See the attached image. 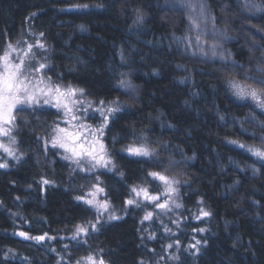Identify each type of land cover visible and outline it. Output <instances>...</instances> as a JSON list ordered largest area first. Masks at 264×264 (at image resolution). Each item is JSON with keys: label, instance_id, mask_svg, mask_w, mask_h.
Instances as JSON below:
<instances>
[{"label": "trees", "instance_id": "trees-1", "mask_svg": "<svg viewBox=\"0 0 264 264\" xmlns=\"http://www.w3.org/2000/svg\"><path fill=\"white\" fill-rule=\"evenodd\" d=\"M28 30L50 46L56 79L118 108L105 130L114 172L100 174L114 208L163 172L180 182L179 228L201 232L196 252L174 264H264V164L239 146L264 151V115L231 88L264 94V0H0V52ZM55 120L45 109L15 116L19 156L0 169V264L87 254L158 264L168 241L135 208L65 255L61 236L92 212L75 200L81 179L43 149ZM128 145L150 155L128 156Z\"/></svg>", "mask_w": 264, "mask_h": 264}, {"label": "rangeland", "instance_id": "rangeland-1", "mask_svg": "<svg viewBox=\"0 0 264 264\" xmlns=\"http://www.w3.org/2000/svg\"><path fill=\"white\" fill-rule=\"evenodd\" d=\"M196 41L199 44H203L197 37ZM40 44H43L44 47H39L38 45ZM5 54L9 57V67L7 69L3 61ZM50 56V46L44 43L40 36L33 33L31 34L29 30L24 32L17 40L6 43L3 50L0 52V76H5L13 65L19 64L21 60H23L24 76L27 78L29 92L35 93L33 102L18 104L13 108L11 123L0 121V163L6 164V161L9 159L14 160L19 156L15 146L16 129L14 122L15 116L19 111L30 112L33 110L45 109L51 110L56 114V120L50 125L48 133L41 137L43 149L54 152L57 158L66 164L69 173L74 178L77 176L78 181L81 179L78 184L75 200L92 212L90 220L76 225L71 231L63 233L61 236L62 241L67 242L65 244L62 243L65 255H72L73 250L79 247H88L86 238L88 239L92 234L96 233L100 224L123 219L129 208L142 209L144 211L142 216L143 222L154 220L160 225L162 233L168 243L163 246L164 254L160 258L158 264H174L182 255L196 252L198 247L196 237L201 232L197 230L184 231L182 228H179L182 223L183 205L180 182L177 179L163 172H150L145 182L129 189L123 209L114 208L110 203L102 187L100 174L114 172L111 153L105 141V130L113 114L109 113L108 109L113 108V106L93 101L86 97L84 91L80 87L66 84L56 79L52 73ZM41 64L45 65L42 69L40 68ZM123 82L124 83H120L121 89L126 88L128 85L127 81ZM56 88H59L60 92L65 95L59 97V93L55 91ZM231 88L239 99L252 103L256 110L264 115V107L261 106L264 104V94L262 95L256 91L257 97L253 99L251 95H237L238 89L240 88L245 89L246 92L249 93L253 91L252 89L243 85H234V87L232 86ZM70 89L82 90V92L76 91L75 95H68L67 93ZM21 96H23V93H21ZM58 97L59 106H57ZM45 101H47V103ZM65 105H67V107H65ZM105 116H107V120H105ZM57 137L63 140L68 149L75 148L81 155L74 156L72 151L60 147L59 144L53 146V140ZM100 144L104 146L106 153L105 159L111 161V163L107 165L95 163L91 157L86 154V151L95 149L96 154L99 155ZM138 147L141 146L128 145L121 151L131 157H145L128 151L129 148ZM5 148L10 149L12 154L10 155L9 152H6ZM242 148L249 152L260 163L264 164V159L258 158L248 150L249 148H253L262 151L261 149L254 146H243ZM151 173H158L164 176L168 180V183L166 184L159 179L158 176H153ZM133 189H136V191H133ZM141 189L146 190L147 195L144 191H141ZM152 197H156L157 199H152ZM129 200L134 201V203L129 204ZM87 201H92V203L89 204ZM161 204L166 205V207L161 208ZM104 205H107V207H103ZM149 214H151V216L146 219L145 217ZM79 228L85 229V232H79ZM19 233L21 232H17L16 236L22 240L35 243L41 242L35 239H25L23 236L19 235ZM74 236L75 239H73ZM46 239L49 238L45 237L44 240ZM169 245H171V247H169ZM89 257H91V260H89ZM63 261L65 264H100L103 260L93 254H87L72 260L65 258ZM59 262L63 264L61 260H59ZM103 264L106 263L103 261Z\"/></svg>", "mask_w": 264, "mask_h": 264}, {"label": "snow or ice", "instance_id": "snow-or-ice-1", "mask_svg": "<svg viewBox=\"0 0 264 264\" xmlns=\"http://www.w3.org/2000/svg\"><path fill=\"white\" fill-rule=\"evenodd\" d=\"M137 19L139 21H142V17L139 15H138ZM38 46L41 48L44 47L43 44H40ZM8 60H9V57L7 54H5V56L3 57V61H4V65H5L6 69L9 67ZM44 67H45V65H43V64L40 65L41 69ZM122 83H124V82L122 81ZM55 91L57 93H59V97H62L65 95L64 93L60 92L59 88H56ZM76 91L82 92V90L70 89L67 94L68 95H75ZM21 93H23V96H21ZM237 95H240V96L251 95V97L253 99H255L257 97V93L255 90H253L249 93V92H246V90L242 89V88L238 89ZM59 97L57 98V106H59ZM34 98H35V93L29 92V88L27 85V78L24 76V61L21 60V62L19 64L13 65L11 70H9L5 76H0V121H4L5 123H11L12 122V115L11 114H12L13 108L18 104L31 103V102H33ZM45 102L47 103V101H45ZM101 103H103V102H101ZM261 106L264 107V104H262ZM65 107H67V105H65ZM117 110H118V108H109L108 112L114 113ZM105 120H107V116H105ZM61 131H63V130H61ZM5 134H7V133H5ZM57 144H59L60 147H63L66 150L72 151L74 156H80L81 155V153L77 152L75 150V148L68 149L67 145L63 142V140L60 137H57L55 140H53V146H56ZM241 147H243V145H241ZM248 150L250 152H252L258 158L264 159V151L256 150L253 148H249ZM5 151L9 152L10 155L12 154L11 150L8 148H5ZM128 151L132 152L136 155H143V156L150 155L149 150L144 146H141L138 148H129ZM99 153L100 154L97 155L95 152V149H93L92 151H86V154L88 156H90L91 159L97 164L107 165V164L111 163L110 160L105 159L106 153H105L103 144L99 145ZM5 167H7L6 164L0 163V168H5ZM151 175L158 176L159 179L164 181L166 184L168 183V180L164 176L159 175L158 173H151ZM44 183L47 184L49 182L47 180H45ZM133 191H136V189H133ZM141 191H144L146 194V190L141 189ZM78 199H79V197H78ZM152 199H157V198L152 197ZM87 203L91 204L92 201H87ZM128 203L132 204V203H134V201L129 200ZM177 206H179V205H177ZM103 207L106 208L107 205H104ZM160 207L165 208L166 205L161 204ZM203 214L205 216L209 215V213H207V212H205ZM150 216H151V214H149L145 218L148 219ZM78 231L79 232H85V229L79 228ZM19 235L23 236L25 239H35L36 241H42L45 238L44 236L28 237L23 232L19 233ZM73 239H75V236L73 237ZM197 243H199V241H197ZM169 247H171V245H169ZM89 260H91V257H89ZM100 264H103V261H101Z\"/></svg>", "mask_w": 264, "mask_h": 264}]
</instances>
